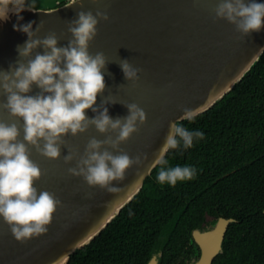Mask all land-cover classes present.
I'll return each instance as SVG.
<instances>
[{"label": "water", "instance_id": "95a60500", "mask_svg": "<svg viewBox=\"0 0 264 264\" xmlns=\"http://www.w3.org/2000/svg\"><path fill=\"white\" fill-rule=\"evenodd\" d=\"M80 2L70 0L53 8L27 5L29 11L20 14L23 20L19 23L44 21L41 38L49 31L58 36L63 33L58 46H66L71 38L67 22L78 11H107L109 21L98 24V35L89 46L90 54L103 52L109 61L103 72L105 92L98 95L96 106L115 100L116 104L107 105L113 119L128 115L123 104L136 103L146 112L147 121L139 134L120 146L130 157L145 153L146 158L142 165L130 168L123 181H113L112 186L118 190L108 193L68 175L67 168L75 165L64 164L67 149H62L57 161H48L32 149L31 159L46 173L35 187L55 193L64 207L54 213L47 233L23 244L13 238L0 218V264H67L73 253L98 236L139 193L154 169L151 165L169 123L179 120L182 108L198 109L199 114L210 109L243 79L264 52V26L241 40L233 25L223 20L213 22L211 9L218 0H83L82 8ZM17 23L15 15L0 21V70H8L17 61V46L28 39L13 29ZM125 59L142 69L135 87L127 82L119 65ZM39 91L33 85L29 95ZM4 99L0 96V101ZM85 115L95 116L90 109ZM0 119L9 122L7 112L0 111ZM19 124L22 139L23 122ZM91 137L105 138L92 128L66 140L83 153ZM89 193L92 199L87 198ZM232 221L219 218L211 229L194 232V236L199 233L204 237L199 241V259L191 264H212L222 251L224 234Z\"/></svg>", "mask_w": 264, "mask_h": 264}, {"label": "clouds", "instance_id": "9594fccd", "mask_svg": "<svg viewBox=\"0 0 264 264\" xmlns=\"http://www.w3.org/2000/svg\"><path fill=\"white\" fill-rule=\"evenodd\" d=\"M79 5L83 7V0ZM26 10L29 11L26 0H0V21L15 15L18 23L13 29L28 37L17 46V61L8 70H0V96L5 98L0 101V111L7 112L9 118V122L0 119V218L22 244L47 233L54 213L64 207L55 193L35 187L46 173L31 159L32 149L48 161L59 160L62 149H67L63 162L75 165L67 168L68 175L82 178L89 188L111 193L118 190L112 186L113 181H123L130 168L143 164L145 153L130 157L120 146L139 134L147 121L146 112L136 103L123 104L128 115L115 119L107 107L116 104L115 100L96 106L98 95L105 92L103 72L109 61L103 52L90 54L89 46L98 35V24L109 21L107 11H78L67 22L71 38L66 46H58L64 34L49 31L41 38L44 21L19 23L23 20L20 14ZM211 12L213 22L223 20L233 25L241 40L264 26V3L257 0H218ZM119 65L127 82L135 87L142 69L126 59ZM33 85L40 91L29 95ZM89 109L94 118L85 115ZM198 114V109L183 107L178 121H192ZM19 121L23 122L22 139ZM178 121L169 123L151 165L160 166L157 180L161 185L175 186L195 176L196 170L187 165L164 167L170 149H177L181 142L185 149L191 148L194 138L204 136L201 131H189ZM92 128L105 138L91 137L83 153L66 140L69 135L75 138ZM87 198L92 199V194ZM157 258L153 255L149 264H155Z\"/></svg>", "mask_w": 264, "mask_h": 264}, {"label": "trees", "instance_id": "16d2710c", "mask_svg": "<svg viewBox=\"0 0 264 264\" xmlns=\"http://www.w3.org/2000/svg\"><path fill=\"white\" fill-rule=\"evenodd\" d=\"M179 124L203 132V139L170 149L164 167L187 165L195 176L161 185L160 166L154 168L139 193L67 264H146L156 251H162L159 264H173L182 239L202 229L206 216L235 219L212 264H264V52L220 101Z\"/></svg>", "mask_w": 264, "mask_h": 264}, {"label": "flooded vegetation", "instance_id": "af4514ba", "mask_svg": "<svg viewBox=\"0 0 264 264\" xmlns=\"http://www.w3.org/2000/svg\"><path fill=\"white\" fill-rule=\"evenodd\" d=\"M68 1H70V0H54V4L50 8L55 7L56 5L60 4L61 2L66 3ZM26 5H28V4H26ZM263 212H264V209H263ZM213 218H214L213 216H206L205 222H204V227L202 229H199V227L193 228L190 230V232L187 235H185V237L182 239V241L180 243V245L182 246L181 250H180V254L174 258L173 263L176 260H178L179 257L181 259V261H180L181 264L182 263L183 264H191V263L196 262L199 259V256H200L199 241L202 242V240L200 237H198L199 236L198 233H197V235L195 233V236H194L195 231L199 232V230L204 231V230L211 229L212 227H214L216 225L219 218L232 219L233 220L232 222H235V219L232 217H219V216H217L214 220H213ZM232 222H230V223H232ZM229 224H228V226H229ZM226 230H227V228H226ZM224 236H225V234H224ZM153 255H158L157 264H159V258L162 256V251H156V252L152 253L150 258L146 262V264H148V262L150 261V259Z\"/></svg>", "mask_w": 264, "mask_h": 264}, {"label": "rangeland", "instance_id": "374dc122", "mask_svg": "<svg viewBox=\"0 0 264 264\" xmlns=\"http://www.w3.org/2000/svg\"><path fill=\"white\" fill-rule=\"evenodd\" d=\"M26 4L35 8H50L54 4V0H26ZM180 257L173 264H181Z\"/></svg>", "mask_w": 264, "mask_h": 264}, {"label": "bare ground", "instance_id": "6f19581e", "mask_svg": "<svg viewBox=\"0 0 264 264\" xmlns=\"http://www.w3.org/2000/svg\"><path fill=\"white\" fill-rule=\"evenodd\" d=\"M199 234V233H198ZM196 235H197V233H196ZM198 237H200L201 238V240L203 239V237H204V235H202V234H199V236Z\"/></svg>", "mask_w": 264, "mask_h": 264}]
</instances>
